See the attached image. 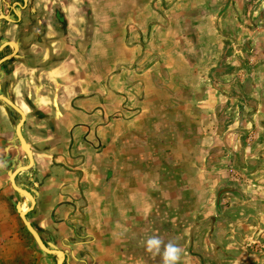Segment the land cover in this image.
I'll return each instance as SVG.
<instances>
[{
    "label": "crops",
    "instance_id": "1",
    "mask_svg": "<svg viewBox=\"0 0 264 264\" xmlns=\"http://www.w3.org/2000/svg\"><path fill=\"white\" fill-rule=\"evenodd\" d=\"M0 96L64 264H264V0H0Z\"/></svg>",
    "mask_w": 264,
    "mask_h": 264
},
{
    "label": "rangeland",
    "instance_id": "2",
    "mask_svg": "<svg viewBox=\"0 0 264 264\" xmlns=\"http://www.w3.org/2000/svg\"><path fill=\"white\" fill-rule=\"evenodd\" d=\"M0 192L7 194L5 196L7 200H4L7 205L0 204V218H5L0 220V264H56L54 257H50L39 250L34 239L23 225L16 204L24 201L12 189L9 181L4 189H0ZM0 202L2 203L3 200L0 199ZM29 208L30 205L22 207V209H27L26 218L33 227L32 224L34 223L29 218ZM44 244L48 245L47 243ZM51 245L56 247L54 244ZM57 250L63 252L60 248Z\"/></svg>",
    "mask_w": 264,
    "mask_h": 264
},
{
    "label": "water",
    "instance_id": "3",
    "mask_svg": "<svg viewBox=\"0 0 264 264\" xmlns=\"http://www.w3.org/2000/svg\"><path fill=\"white\" fill-rule=\"evenodd\" d=\"M0 99L2 101H4L9 107H11L12 109H14L15 111H17L20 116H21V120L19 122V124L16 125V129H15V133L16 136L18 138V141L20 143L21 148L23 149V151L27 154L28 159H29V167L32 164V156L31 153L29 151V147L28 145L25 143L22 134H21V127L23 124V114L22 112L16 108L8 99H6L3 96H0ZM16 172L10 173L9 174V180H10V185L12 187V189L22 198V199H26L29 200V202H31V204H33V198L30 196L29 193H27L26 191L18 188L15 183H14V176H15ZM21 205L20 203L16 204V209L18 211L19 217L23 223V225L25 226V228L27 229V231L29 232V234L32 236V238L34 239L37 247L39 248V250H41V252H43L44 254L50 256V257H54L55 258V262L56 264H64V260H65V254L59 250H57L56 247H54L53 245H46L43 243V241L41 240L37 229L31 226V223L27 220L26 215H27V210L25 213H22L20 208ZM31 210V207L29 208V211Z\"/></svg>",
    "mask_w": 264,
    "mask_h": 264
},
{
    "label": "clouds",
    "instance_id": "4",
    "mask_svg": "<svg viewBox=\"0 0 264 264\" xmlns=\"http://www.w3.org/2000/svg\"><path fill=\"white\" fill-rule=\"evenodd\" d=\"M162 241L157 237H150L146 241V250L148 252L155 251L156 253L160 252V246ZM182 249L180 246L174 242L170 241L164 247L163 252V264H178L181 257Z\"/></svg>",
    "mask_w": 264,
    "mask_h": 264
},
{
    "label": "bare ground",
    "instance_id": "5",
    "mask_svg": "<svg viewBox=\"0 0 264 264\" xmlns=\"http://www.w3.org/2000/svg\"><path fill=\"white\" fill-rule=\"evenodd\" d=\"M19 208H20V207H19ZM20 210H21L22 213H25V212H26V211H23L21 208H20Z\"/></svg>",
    "mask_w": 264,
    "mask_h": 264
}]
</instances>
